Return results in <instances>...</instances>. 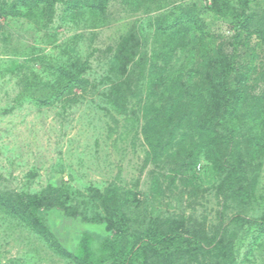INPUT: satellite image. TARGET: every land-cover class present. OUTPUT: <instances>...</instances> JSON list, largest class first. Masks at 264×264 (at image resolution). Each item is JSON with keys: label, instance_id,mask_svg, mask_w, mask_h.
Returning <instances> with one entry per match:
<instances>
[{"label": "rangeland", "instance_id": "1", "mask_svg": "<svg viewBox=\"0 0 264 264\" xmlns=\"http://www.w3.org/2000/svg\"><path fill=\"white\" fill-rule=\"evenodd\" d=\"M21 1L0 0V194H43L37 214L72 254L85 236L115 242L122 254L155 231L200 244L173 258L149 250L146 264H264V0H244L246 29L213 12L210 0H97L102 16L90 13L91 0H63L53 10L41 3L33 17L4 14ZM229 1L240 9V0ZM185 16L198 20L214 51L233 60L245 90L239 143L229 151L238 154L233 166H241L238 197L228 182L235 170L208 160L194 118L180 120L178 91L168 89L179 77L188 83L216 54L201 51L197 29L175 53L166 85L160 78L150 83L154 55L162 66L169 29ZM129 37L145 61L130 67L125 83L112 52ZM78 59L89 65L88 84L70 88L62 73ZM193 90L185 89L186 98ZM157 112L155 155L145 127ZM107 190L123 204L124 236L97 196ZM34 224L0 206V264H78ZM90 250L93 264L114 263L101 246Z\"/></svg>", "mask_w": 264, "mask_h": 264}, {"label": "trees", "instance_id": "2", "mask_svg": "<svg viewBox=\"0 0 264 264\" xmlns=\"http://www.w3.org/2000/svg\"><path fill=\"white\" fill-rule=\"evenodd\" d=\"M63 0H22L20 8L15 10H8L4 12L7 16L18 17H33L39 5L45 4L46 8L53 10L55 4ZM93 1L88 8L93 15L102 16L105 9L101 5H96L97 0ZM213 12L222 17L231 18L233 22L241 29H246L247 24L241 25V9L245 10L247 3L240 0V9L234 8L229 0H210ZM14 9V8H11ZM193 29L201 34L200 49L201 51H214L212 45L202 34V29L199 27L198 20L188 19L186 16L178 20L177 25L169 29L170 44L165 50V58L162 66L158 65L156 54L153 57L150 65V83H158L163 85L168 81L165 74L168 72L175 53L178 49L184 50L188 43V37L191 35ZM260 35V32L257 31ZM114 50V51H113ZM111 52L113 55L114 66L125 77L124 82H131L130 67L133 64L141 65L145 58H138V50L132 39L123 38ZM216 54L214 58L206 61L199 66L195 74L190 76L188 83L179 77L175 82L168 85L170 91H178L176 103L181 107L182 118L181 121L190 120L194 118V129L200 137L202 143L201 148L205 150L208 160L219 170L234 169V174H230L228 182L232 184L236 196L241 194V166H233L232 163L238 161L237 155L230 151V147L238 144L237 120L241 116L243 110L246 94L241 86V81L235 77L237 74L236 66L233 60L225 53L214 51ZM76 59V58H74ZM139 60V61H138ZM214 60V61H213ZM148 61V60H147ZM211 62H214L213 64ZM87 62L78 60H71L69 66L64 69L62 77L64 82L70 87L76 85H87L88 81L84 78L86 70L88 69ZM160 71V75L157 72ZM162 76V77H161ZM194 88L192 97L186 98L185 89L189 86ZM202 85L203 89L200 87ZM208 87V89L206 88ZM191 93V90H188ZM190 107V112L186 113ZM166 113H170L172 106L163 107ZM184 110V111H183ZM183 112V113H182ZM159 116V112L149 117V123L145 127V135L149 141L152 152L156 155L158 147L152 142V131L154 128V118ZM151 118V119H150ZM236 165V164H235ZM228 167V168H227ZM100 202L104 205L108 216L113 223L121 229V235L124 236L129 228L126 215L123 213V204L120 203V197L117 192L107 190L105 193L97 194ZM47 201L43 194L27 195V194H0V206L6 210L14 213L21 218L31 217L39 227V231L52 244V246L60 251L64 256L75 260L78 264H93L95 262L91 252V247L101 246V248L109 252L111 257L115 256L113 264H146V254L149 250L155 251L157 254L166 258H173L176 254L183 251L195 252V246L200 244L198 238H192L187 241H180L173 233L161 234L159 232H149L144 239L134 243L126 253L118 254L116 243L101 242L96 244L90 236H85L79 248V253L72 254L63 249L53 238L52 234L46 229V223L37 214V209L42 207L43 203ZM58 201V199H57ZM49 208L52 204H48ZM34 224V225H35ZM264 226V220L262 221ZM117 242V241H116ZM84 253V255H80ZM231 264L233 262H230ZM102 264H111L109 258L103 260Z\"/></svg>", "mask_w": 264, "mask_h": 264}]
</instances>
